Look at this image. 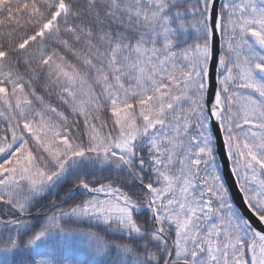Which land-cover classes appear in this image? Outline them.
I'll list each match as a JSON object with an SVG mask.
<instances>
[{
    "label": "snow or ice",
    "instance_id": "snow-or-ice-1",
    "mask_svg": "<svg viewBox=\"0 0 264 264\" xmlns=\"http://www.w3.org/2000/svg\"><path fill=\"white\" fill-rule=\"evenodd\" d=\"M0 264H264V0H0Z\"/></svg>",
    "mask_w": 264,
    "mask_h": 264
},
{
    "label": "rangeland",
    "instance_id": "rangeland-1",
    "mask_svg": "<svg viewBox=\"0 0 264 264\" xmlns=\"http://www.w3.org/2000/svg\"><path fill=\"white\" fill-rule=\"evenodd\" d=\"M78 258L81 259V260L86 259V257H84V256H82V255L79 256Z\"/></svg>",
    "mask_w": 264,
    "mask_h": 264
}]
</instances>
